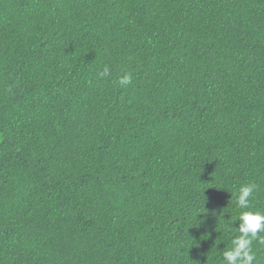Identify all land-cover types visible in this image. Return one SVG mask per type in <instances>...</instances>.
Here are the masks:
<instances>
[{
	"label": "trees",
	"instance_id": "obj_1",
	"mask_svg": "<svg viewBox=\"0 0 264 264\" xmlns=\"http://www.w3.org/2000/svg\"><path fill=\"white\" fill-rule=\"evenodd\" d=\"M246 183L264 0H0V264H222Z\"/></svg>",
	"mask_w": 264,
	"mask_h": 264
},
{
	"label": "clouds",
	"instance_id": "obj_2",
	"mask_svg": "<svg viewBox=\"0 0 264 264\" xmlns=\"http://www.w3.org/2000/svg\"><path fill=\"white\" fill-rule=\"evenodd\" d=\"M110 69L105 66L99 73L100 77H107ZM132 82V76L125 74L119 79L121 85H127ZM206 189V188H205ZM258 186L254 183H246L239 187L236 197L237 208L240 211L238 227H235L239 235L231 241V246L226 247L222 252V264H255L256 253L253 250V241L259 239L264 243V211L253 210L251 199L255 198Z\"/></svg>",
	"mask_w": 264,
	"mask_h": 264
}]
</instances>
